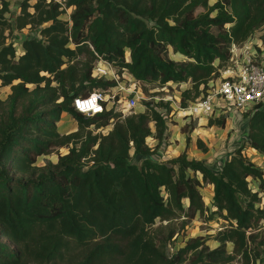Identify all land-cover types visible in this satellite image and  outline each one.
I'll list each match as a JSON object with an SVG mask.
<instances>
[{
    "label": "trees",
    "instance_id": "trees-1",
    "mask_svg": "<svg viewBox=\"0 0 264 264\" xmlns=\"http://www.w3.org/2000/svg\"><path fill=\"white\" fill-rule=\"evenodd\" d=\"M29 1L11 20L4 17L9 3L0 5V85L11 90L0 99V264H264V171L246 157L245 144L218 172L185 151L157 161L152 156L164 145L167 123L151 102L124 116L114 107L86 116L72 105L79 95L117 85L91 76L102 58L139 82L191 83L181 93L185 108L218 75L215 61L220 67L229 60L230 45L264 25V0ZM67 7L70 25L59 18ZM28 25L39 38L24 39V53L15 58L5 31ZM169 48L186 60L169 58ZM62 113L76 121V131H58ZM245 116L248 146L264 155V111ZM225 123V116L208 120V126ZM197 146L207 151L200 139ZM61 147L68 152L56 163L35 165ZM248 178L259 181V192ZM203 182L213 186L209 212L229 223L215 235L216 247L197 236L168 255L174 230L153 235L148 228L157 219L202 215ZM72 242L82 251L65 258Z\"/></svg>",
    "mask_w": 264,
    "mask_h": 264
},
{
    "label": "built area",
    "instance_id": "built-area-1",
    "mask_svg": "<svg viewBox=\"0 0 264 264\" xmlns=\"http://www.w3.org/2000/svg\"><path fill=\"white\" fill-rule=\"evenodd\" d=\"M4 17L8 19L10 14L5 13ZM24 30L25 28L20 31L15 30L14 32L19 35V38L15 37L12 42L8 41L12 43L15 49V58L24 53L22 46L24 39L39 38L36 32L26 34ZM229 52V60L223 63L222 66L219 67V61H215L214 65L217 66L218 75L208 81L199 97L189 101L186 108H184L188 110L186 117L195 118L199 121L201 118L208 120L225 116L232 121L244 119L247 126L249 116H245L246 113L251 115L255 110L264 111V25L256 29L244 43L240 45L232 43ZM126 60L128 59L126 58ZM122 71H125V69H122ZM118 72L111 63L98 58L92 66L91 76L97 79L115 80L117 86H119L124 79V75L122 72ZM131 82L133 87H130ZM138 82L134 77L128 80L130 84L125 91V97L120 96L119 89L116 86L111 88V95L105 94L103 90L94 89L87 96L79 95L75 97L72 105L79 113L93 116L107 109V102L112 99V105L114 104L116 107L115 110L123 116L136 113V109L140 105L135 91ZM116 88L117 90L114 91L113 89ZM118 95L119 97H116ZM127 96L129 99L124 102ZM245 135L248 142V127H246ZM257 154L264 158V155L258 152ZM153 156H157V152ZM217 161V170L219 171L225 158L219 157ZM261 169L264 171V166ZM248 183L252 192H259V181L257 179L248 178ZM260 195L262 201L259 206L263 208L264 195L262 193ZM222 229L221 227L218 228L219 231ZM259 229L262 231L264 239V219L260 222ZM178 248L179 245L174 246V250Z\"/></svg>",
    "mask_w": 264,
    "mask_h": 264
},
{
    "label": "rangeland",
    "instance_id": "rangeland-1",
    "mask_svg": "<svg viewBox=\"0 0 264 264\" xmlns=\"http://www.w3.org/2000/svg\"><path fill=\"white\" fill-rule=\"evenodd\" d=\"M1 1L2 0H0V5H1ZM5 1H7L9 3V11L7 13L10 14V17L8 19L11 20L12 17L17 15V13L20 11V4H21L22 0H5ZM214 1L215 0H210L209 3L212 4ZM29 3L33 4L34 0H30ZM29 10L33 11L32 8H29ZM72 10H73L72 7H67L63 10V12L59 16L60 19L68 21L69 25L71 24L70 14H71ZM199 10H202V9H199ZM46 24L47 23H45L43 26H45ZM36 30L37 29H33L28 25L25 27L24 31L26 32V34H31V33H35ZM14 31L12 33H9L8 30L5 31V34H6L7 39H8L6 42H8V41L12 42L15 37L19 38V35H16V33ZM22 33H24V32H22ZM21 38H22V36L20 37V39ZM69 46L72 47V44H69ZM168 56H169V58H171L175 61L186 60V57L174 55L172 52V48L168 49ZM125 58H127V59L129 58V52H127V50H125ZM94 62H93V65H94ZM115 68L118 72L119 69L117 67H115ZM119 75H120V73H119ZM129 84L130 83H128V85ZM130 87H133L132 82H131ZM189 88H191V83L176 84V83L169 82L163 86H159L156 83L138 82L136 84V87H135L136 90L135 91H136V94L138 96V101H139L140 105L137 107L136 113L142 112L140 110L145 109V103L146 102H149V103L151 102L155 106V108L166 117V123L169 124V126H171V128H173L174 131L175 130H176V132L179 131V132H181V134H184L186 137L189 138L190 137L189 135L192 132V129L189 127V124H191V123L194 124L195 125L194 129H196L198 127V125L202 126L203 123H205V119L200 120L198 123L197 119L190 118L189 123H186L184 125L182 124L178 127L176 126L178 123H181V120L183 118H187V117H183V114L187 113L188 110L184 109L180 106V101H181L182 91L189 89ZM100 90H103V89H100ZM111 90L112 89L109 88V89L103 90V91L105 94L111 95L112 94ZM113 90L115 91V90H117V88L113 89ZM10 92H11V90H10L9 85L8 86H1L0 85V99L4 100ZM191 95H193V93ZM116 97H119V95ZM128 99H129V97L127 96L125 98L124 102H126ZM112 101H113L112 99H109V101L107 102V107L108 106H109V108L114 107L116 109L115 105L114 104L112 105ZM115 101H116V98H115ZM26 103H28V102L26 101L25 104ZM160 103H163V104L167 103V107L166 106L164 107ZM188 103H189V101H187V104ZM111 105H112V107H111ZM184 126H185V128L182 130V128ZM204 127H206V128L210 127V130H208L210 133H208L205 129H202V132L207 133L208 137H210V138H207L206 141H207L208 145H210L212 147L211 148L213 151L212 157H214L215 152H218L221 149H226L232 144V141L229 139L232 131H235V130L238 131V133H237L238 138L236 139V141H239V142H237L239 145L245 144V142H246L245 132H246V127H248V126H246V122L244 119L243 120L241 119L239 121H237V120L232 121L226 117V123H225L224 127L216 126V127H218V128H216L213 126H208V122ZM92 128H93V126H91V129ZM57 129L61 134H68V133H71V132H74L77 130V123L72 118L63 116L57 122ZM215 131L218 133H216L214 135ZM167 133H168V136L171 135V131H169ZM202 136L204 137L203 134H202ZM233 139H234L233 141H235V138H233ZM152 143L150 142V144H152ZM164 145H165V148H164ZM164 145L161 146L160 150L157 151V156H152L153 159L158 160L161 158L158 156H161L162 153L163 154L166 153V149L168 148V146L165 143H164ZM67 152H68L67 147H61L57 151H55L54 153H52L50 155L37 157L35 165L41 166V165L46 164L47 162L56 163L58 156L64 155ZM130 154H132V151H130ZM247 154L250 155L254 159L253 161L256 162V164L258 165L259 168L262 167V166H260V163L262 162L261 159H263V158L260 155H258L254 150H251L249 148L247 149ZM131 162L138 164L139 163V157L138 156L132 157ZM217 162L218 161L216 160V158H214L212 160V162L210 161V163H208L207 165L211 169L213 167L212 170L215 171L218 168ZM211 165H212V167H211ZM189 175L192 176L194 174H191L189 172ZM211 189H212L211 185H209L208 183L203 182L200 184L199 190L201 192L204 204L207 207V210L202 215L197 213L195 215V217H193L191 220H187L186 217L182 216L180 218H175V219L171 220L170 222L161 221V220L157 219L156 222L151 227L148 228V232L152 233L153 235H156V234L166 235L170 229L174 230V234L172 236V239L166 247V252L168 255H170L174 252V246L179 245V247H182L188 239L194 238L197 236H202L204 238H207L206 245H208L211 249L218 245V243L214 240L215 235L219 231L218 228L219 227L224 228L226 225H228L229 222L227 220L223 219L219 213L211 214L209 212V207H210L211 211L215 210L212 207V201H209L210 195H212L210 192ZM187 203H188V201L184 202V204H187ZM2 241H5L6 243L11 244L6 239H2ZM226 248L230 252L232 250V245L227 244ZM81 251H82V248L80 246L73 244V242H72L70 245L69 251L65 255V258H69L70 256L77 258L78 255L81 253ZM231 264H240V261L235 259Z\"/></svg>",
    "mask_w": 264,
    "mask_h": 264
},
{
    "label": "crops",
    "instance_id": "crops-1",
    "mask_svg": "<svg viewBox=\"0 0 264 264\" xmlns=\"http://www.w3.org/2000/svg\"><path fill=\"white\" fill-rule=\"evenodd\" d=\"M182 57V56H181ZM130 60V57L128 58V60L127 61H129ZM122 73H123V75H124V79L120 82V85L119 86H116V87H118V89H119V94H120V96L122 95L123 97H125V91L127 90V87H128V80L131 78V77H133L130 73H128L127 72V70H125V71H121ZM124 89V90H123ZM111 107H112V105H111ZM107 108V110L108 109H110L109 108V106L108 107H106ZM140 111H144L143 109L142 110H140ZM69 117V118H71L70 117V115L69 114H67V113H62V115H61V117ZM187 116V114L186 113H184L183 114V117H186ZM61 119V118H60ZM200 121V120H199ZM199 121H198V123H199ZM190 122V117H187V118H183L182 120H181V123H178L176 126L178 127V126H180V125H184V124H186V123H189ZM207 122H208V120H205V123H203V125L201 126V125H198V127L196 128V129H194L191 133H190V137H189V143H187V141H186V136L184 135V134H181V132H179V131H177L176 132V130L174 131V129L173 128H171V126H169V124H167V126H166V131L167 132H169V131H171V135H169L168 136V133H167V136H166V138L164 139V143L165 144H167V146H168V148L166 149V153H162V155L160 156L161 158L160 159H158L157 161H165V160H168V159H172V158H175V157H177L178 155H180L181 153H183L184 151L186 152V154H187V158L188 159H196V160H201V161H203L204 163H205V165H207L208 163H210V161L212 162V160L214 159V158H216V160L219 158V157H221V158H225V160H227V159H229V157L233 154V152H234V150L237 148V147H239L240 145L237 143V142H239V141H236V139L238 138V135H237V133H238V131H232L231 132V134H230V137H229V139L232 141V144L228 147V148H226V149H221L220 151H218V152H215V155H214V157H212V147L210 146V145H208V143H207V138H210V137H208V134L207 133H203L202 132V129H205L208 133H210L208 130H210V127L209 128H206V127H204L206 124H207ZM111 124L107 127V128H105V129H103L102 131L103 132H106V131H108L110 128H111ZM213 127H216V126H213ZM216 128H218V127H216ZM151 129H152V131H154V125L153 124H151ZM65 133V132H64ZM216 133H218V132H214V135L216 134ZM202 134L204 135V137L202 136ZM199 137V138H198ZM213 137V136H212ZM211 137V138H212ZM233 138H235V141H233L234 139ZM149 139V140H148ZM198 139H200L201 141H203V143H204V145H205V147L208 149L206 152H204V151H202L201 149H199L198 148V146H197V140ZM146 142H147V144L149 145V146H154L156 143H157V141L153 138V137H149V138H147V140H146ZM150 142L152 143V144H150ZM245 144H246V148H245V151H244V154L249 158V160L252 162V163H254V164H256V162L255 161H253L254 159L250 156V155H248L247 154V149L249 148V149H251V150H254L256 153H257V151L255 150V149H253V148H250L249 146H248V142L246 141L245 142ZM163 146V145H162ZM166 146V147H167ZM164 148H165V145H164ZM160 150V149H159ZM262 160V162L260 163V166H264V158L263 159H261ZM257 165V164H256ZM208 166V165H207ZM209 167V166H208ZM211 167H212V165H211ZM210 168V167H209ZM211 169V168H210ZM212 169H213V167H212ZM211 169V170H212ZM214 171V170H213ZM215 172H218V170H215ZM191 173V172H190ZM210 185V184H209ZM211 194L212 195H210V200L209 201H212V197H213V186L211 185ZM208 191V192H209ZM187 202V201H186Z\"/></svg>",
    "mask_w": 264,
    "mask_h": 264
},
{
    "label": "bare ground",
    "instance_id": "bare-ground-1",
    "mask_svg": "<svg viewBox=\"0 0 264 264\" xmlns=\"http://www.w3.org/2000/svg\"><path fill=\"white\" fill-rule=\"evenodd\" d=\"M180 56V55H179ZM187 111V110H186ZM204 118H201V120H203Z\"/></svg>",
    "mask_w": 264,
    "mask_h": 264
}]
</instances>
